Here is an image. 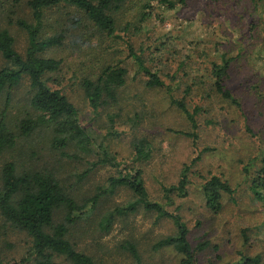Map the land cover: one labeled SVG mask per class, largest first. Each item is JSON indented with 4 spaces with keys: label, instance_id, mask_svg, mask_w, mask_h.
I'll use <instances>...</instances> for the list:
<instances>
[{
    "label": "rangeland",
    "instance_id": "obj_1",
    "mask_svg": "<svg viewBox=\"0 0 264 264\" xmlns=\"http://www.w3.org/2000/svg\"><path fill=\"white\" fill-rule=\"evenodd\" d=\"M27 1L21 0L19 5H13V0L0 1L1 26L14 35L15 46L22 54L28 46L27 32L11 21L10 14L14 10L18 14H13L12 18L31 20ZM146 1L150 17L148 22H141V11ZM159 1L132 0L124 7L120 20H124L122 24H125L134 19L137 23L141 22V26L144 25L143 33H136L132 41L137 47L145 45L148 51L147 64L154 71L160 70L164 76L173 67L180 69L179 78L172 83L173 86L180 83V88L175 87L178 89L175 91L177 96L183 97L186 85L193 81L196 87L209 90L210 87L204 81L208 79L211 61L219 59V52L230 47L235 52L247 54V61L243 59L235 66L233 77L228 81L229 88L240 100L239 106L221 98L208 100L200 93L187 96L191 109L196 105L201 107L197 116L201 127L199 145L201 148L211 147L212 151L203 154L194 165L189 193L186 197L177 198L176 205L180 207L179 212L191 230L192 242H210L208 248L200 253L202 263H234L240 261L241 253H262L264 256V202L255 198L250 187L251 177L247 178L245 171L246 167L255 170L261 157H264V0H256V8L251 0H189L187 5H179L173 10ZM56 10L47 12V15L55 17ZM134 30L135 27H132L127 34H132ZM79 43L75 35L70 36L63 47L46 54L63 60L60 71L53 73L50 84L63 89L79 109L87 127L105 133L106 112L101 110V114L97 115L93 111L81 86L82 76L88 71L82 59L85 60L89 55ZM151 52L154 53L150 58ZM125 55L122 52L118 58L125 59ZM110 57L105 55L103 61H109ZM182 61L186 62L185 70L178 68ZM125 63L130 68L132 79L135 67L130 60ZM7 64L0 53V68ZM185 71L190 76H185ZM197 76L199 79L195 80ZM134 93L135 90L129 84L128 96ZM31 95L30 81L24 77L10 91V102L7 100L8 91L0 98V119L5 114L8 124L15 125L29 107ZM124 96L130 103L129 97ZM131 103L139 106L133 101ZM131 103L129 108H132ZM138 103L141 105V102ZM146 103L143 114L142 108L137 111L143 115V132L154 142L153 156L143 166L145 180L152 198L165 202L161 184L177 182L183 162L192 158V142L186 135L178 134L179 130H188L187 118L171 105L167 94L156 91ZM116 127L120 132L130 131L124 120H119ZM105 141L119 158L131 155L132 144L128 134L111 136ZM48 145L38 136L20 140L15 149L0 156V167L5 160H10L17 164L20 171L30 167L53 168L81 203L92 197L98 187L108 186L110 177L118 175L116 168L102 165L87 177H81L89 167L87 162L93 161L94 156L82 154L79 160L68 159ZM210 174H219L228 179L234 189L232 195L225 194L224 208L219 214L212 213L206 207L202 194L201 183ZM133 199L132 192L122 188L103 200L97 214L73 229L70 237L77 249L90 254L100 264H138L123 247L130 242L137 246L141 264H182L181 257L173 249L153 248L156 241L175 231L171 221H157L153 213L141 209L134 214L117 217L109 232L99 229L98 221L105 211ZM243 231L249 237L248 242L243 238ZM31 247L32 237L0 212L1 258L12 263L26 256ZM55 260L57 264H72L62 255H56Z\"/></svg>",
    "mask_w": 264,
    "mask_h": 264
},
{
    "label": "trees",
    "instance_id": "obj_2",
    "mask_svg": "<svg viewBox=\"0 0 264 264\" xmlns=\"http://www.w3.org/2000/svg\"><path fill=\"white\" fill-rule=\"evenodd\" d=\"M131 1L28 0L31 20L12 18L13 14H18L14 10L10 14L11 21L27 32L28 46L24 54L17 50L14 35L0 23V53L8 63L0 68V98L8 91L7 100L10 102V91L24 77H28L32 90L29 107L16 120L15 125L8 124L5 114L0 119V156L15 149L20 140L38 136L62 157L79 160L82 154L94 156L93 161L87 162L89 167L81 177H87L102 165H110L118 170L117 176L109 178L108 186L98 187L92 197L81 203L53 168L30 167L20 171L15 162L5 160L0 167V212L32 237V247L26 256L12 263H7L0 256V264H57L56 255L65 256L72 264H100L90 254L78 250L70 236L80 222L98 213L103 200L122 188L131 191L134 199L105 211L98 221L100 230L109 232L117 217L128 216L143 209L155 214L157 221L166 219L175 227L174 233L156 241L154 249H173L181 257L182 264H216L215 261L201 262L200 253L208 248L210 242H192L191 230L179 212L180 207L176 205L177 198L186 197L189 193L194 165L201 160L203 154L212 151L211 147L201 148L199 145L201 127L197 116L201 107L196 105L191 109L187 96L200 93L208 100L221 98L239 106L240 100L229 88L228 81L233 77L235 66L243 59L247 61V54L235 52L230 47L219 52V59L211 61L208 79L204 81L210 87L209 90L196 87L193 81L186 85L184 96L179 97L175 94L178 90L175 87L180 88V83L176 86L172 83L179 78L180 69L173 67L164 76L160 70L154 71L147 64L148 51L145 45L137 47L132 41L136 33H143L145 30L141 22L150 17V11L146 8L148 1L141 11V22L131 19L122 24L124 20H120V14ZM251 1L256 8V0ZM13 2V5H19L21 0ZM188 2L189 0L159 1L170 10L179 5L185 6ZM51 10H56L55 17L47 15ZM132 27H135L134 32L127 34ZM74 35L89 55L85 60L82 59L88 71L82 76L81 86L93 111L97 115L101 114V110L106 112L105 133H98L87 127L81 119L79 109L63 89L50 84L53 73L60 71L63 60L46 54L63 47L66 39ZM122 52L126 54L125 59L118 58ZM152 53L154 52L150 53V58ZM105 55L111 56L109 61H103ZM126 60H130L135 67L132 79ZM185 66L186 62L182 61L178 68L185 70ZM184 75L190 76V73L185 71ZM194 79L198 80L199 77ZM129 84L135 93L128 96ZM156 91L167 94L171 105L177 107L187 118L188 130L177 132L186 135L193 148V155L189 154L192 158L183 162L177 182L161 184L165 202L152 198L143 168L144 163L153 156L154 142L142 130V114L146 111V100L151 99ZM124 95L129 97L130 103L133 101L139 106L131 103L132 108H129L130 103ZM138 108H142V114L137 112ZM119 120H124L129 132L118 130L116 125ZM125 133L131 137L132 151L129 157L119 158L105 140ZM245 171L246 177H251L250 187L255 198L264 202V157H261L255 170L246 167ZM229 182L219 174H210L201 183L205 205L212 213L219 214L224 208L225 194L234 193ZM242 235L248 242L249 237L244 231ZM127 243L123 247L141 264L137 246ZM228 264H264V256L262 253H241L240 261Z\"/></svg>",
    "mask_w": 264,
    "mask_h": 264
}]
</instances>
